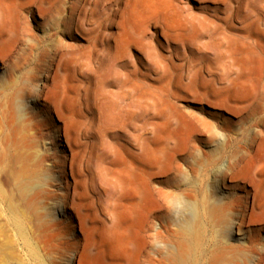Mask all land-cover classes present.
Masks as SVG:
<instances>
[{"label":"bare ground","instance_id":"obj_1","mask_svg":"<svg viewBox=\"0 0 264 264\" xmlns=\"http://www.w3.org/2000/svg\"><path fill=\"white\" fill-rule=\"evenodd\" d=\"M8 1L10 6L0 7V20L6 10L17 28L18 7L27 1ZM102 2L104 35L95 27H84V23H68L76 32L86 34L88 44L84 45L78 59L73 60L72 56L74 59L76 56L70 51L71 44L57 40L51 53H46L49 65L56 71L48 70L34 88L29 82L35 75L15 73L20 64L10 58L12 47L6 52L0 51V60L8 68L4 80L0 79V209L9 226L22 236L23 244L30 251L32 243L26 236L25 217L31 219L34 230L51 228L55 234L66 233L71 226L70 220L76 219V226L85 233L84 238L91 237L97 227H101L110 240L136 231L140 236L138 264H264V84L255 81L257 84L247 101L246 97L234 95L230 90L235 82L234 76L228 74L236 65L232 40L237 36L244 39L239 46L252 64L263 60L264 7H248V0ZM68 24L63 25L68 29ZM236 29L240 32L238 35ZM91 30L96 34L90 35ZM210 38L218 40L209 46L220 56L218 61L217 56L213 59L220 65L223 63L227 70L220 67L227 73L218 79H204V72H199L204 81L198 84L205 87L207 102L239 115L252 107L256 122L250 125L260 124L262 128L242 145V138L233 137L231 122L225 119L221 127L225 137L220 153L205 152L201 170L187 164L197 177L194 185L178 187L163 182L156 187L153 180L158 174L169 171L172 166L180 174L182 165L178 162L171 165L170 160H162L163 156L157 163L152 155L140 158L139 137L135 133L138 125L133 121L138 115L131 109L127 144L111 143L110 130L115 120L109 119L114 114L107 119L104 115V88L107 91L115 89L121 95L120 102H127L129 106L136 107L141 98L144 99L142 103L147 104L157 87L152 82L155 74L169 65L173 69L182 68L184 62L179 63L180 55H184L187 48L198 52L203 44H209ZM65 58L70 59L67 60L70 67L61 63ZM66 68L68 71L63 73ZM104 69L111 77L107 74L104 77ZM167 79L171 80L168 76ZM209 81L212 86L207 84ZM164 88L161 85V89ZM219 91H223L222 98H219L222 93L219 95ZM121 116L124 117L115 114L116 119ZM147 117L151 119L150 115ZM149 119L147 121H151ZM200 126L206 133L205 144L216 140L210 121L201 119ZM147 128L151 131V127ZM182 143L187 158L195 157L196 144ZM231 147L233 154L221 166L223 179L228 182L225 194L221 195L208 188L206 177ZM234 188L240 194L234 192ZM179 195L183 196V202ZM176 205L184 214L180 223L173 219V213H178ZM53 212L61 216V220L51 221ZM229 213L237 237L222 226ZM80 245L72 264H78L84 244Z\"/></svg>","mask_w":264,"mask_h":264},{"label":"rangeland","instance_id":"obj_2","mask_svg":"<svg viewBox=\"0 0 264 264\" xmlns=\"http://www.w3.org/2000/svg\"><path fill=\"white\" fill-rule=\"evenodd\" d=\"M26 1L27 2H25L22 7H18V9L20 10V18L17 28L15 27L17 23L15 21H12L9 13L6 10H3V16L0 20V51L6 52L7 48L12 47L10 51V58L12 60L18 61V63L20 64L19 70L15 73L19 74L20 72H25L27 74L35 75L34 80L32 82H29V86L34 88L39 85V79L43 77L48 70L52 73L56 71L55 67L49 65L50 58L46 55V53H51L53 44L56 43L57 40L71 44L70 51L73 50V53L76 56L75 59L74 56H72L73 60L78 59L77 57L80 56L82 48L84 47V45L88 44L85 39L86 34L81 31L76 32V30L69 25L70 23H84V27H88L90 29L95 27L100 31V34L104 35V10H101L104 9V2L101 3V0ZM98 1L99 3H97ZM248 2V7H264V0H248ZM96 4L98 6H96ZM8 6H10L8 0H0V7ZM92 6H95L93 7L95 10L91 8ZM85 9H88V11ZM84 12L87 14H85ZM98 21H101L100 24L98 23ZM65 22L67 24L69 23L68 25L70 27L68 29L63 25L65 24ZM51 26H55V28L52 29ZM77 28H80L79 25L77 26ZM235 31L236 35H238L237 33H240L238 29H236ZM92 33L93 35L96 34L91 30L90 35H92ZM215 39L217 40V38ZM215 39L210 38L209 44L207 43L206 46H204L203 44L201 46V49H204V47L207 49H200L201 53L200 50L198 51V53L187 48L186 53L184 55H180V59L182 60L179 63L184 62L182 68H176L177 70L180 69L181 71H177L169 65L166 66L170 67L167 70L166 67H164L166 71L163 69L161 70V72H159V74H155V79H153L152 82L157 85V87H155L154 91H152L154 92L153 99L151 100V102L147 103L149 105L151 104L150 106L146 103H142L144 100L142 98L139 99L136 105V107L139 109H136V107L131 105L129 106L127 102L121 101L123 104H120V93L116 92L115 89H113L112 91H107V88H104V97L107 99L109 98L108 100L104 98V115L107 119L109 116H112L114 114L112 118H109L112 121H117L119 119L118 122H113L115 125H113L112 129L110 130V135L112 137L114 136L113 138H111V136L109 137L111 143L115 145L127 144V137L129 136L128 132L130 131L128 129L131 125V118H128V116L131 117L130 115H133L131 112H129V110L131 109L133 110V112H135L134 114L142 116V118L134 116L133 119V121L138 125L136 128L137 131L135 133L139 137L138 141L140 151L138 150V153H140V158H143L144 155L145 157L146 155H152V160H156L155 163H157L158 160H160L163 156L162 160L166 159L167 162L168 160H170L171 165L176 164V162L182 165V172L180 174L175 172L173 166L169 171L158 174L153 180L156 187L163 182H165L164 184L171 183L174 185H178V187L188 186L189 184L194 185L197 182V177L190 172L187 164H192L198 170H201L203 167L202 164L205 161V152L207 154L220 153V151L222 150V146H220L221 141L225 137V132L221 129V127L224 126L225 119L231 122L232 130L234 132L233 137L242 138L240 141V144L242 145H246L248 137H251V135H253L258 128H262L260 124L250 125L251 122H256V116L255 114H253L252 107L248 108L242 115H239L226 111L224 107L211 106L207 102V95L205 94V92H203L205 87L198 84L200 80L204 81V79H214L215 77L218 79L226 75H223V73H227V68L225 67V65L223 63V65L217 63V61L220 60V56L218 57L216 55V49H209V46L217 43L216 41H214ZM242 41H244V39L240 36H237L232 40V48H235L233 49V55L235 56V58L234 56L233 58L236 65H234L230 69V73L228 72V74L231 77L232 75L234 76L232 77V80H234L235 82V84L231 82L232 84L230 85V90L234 93V95L237 94V96L239 95V97H246L248 101V99L252 95V89H254L255 87L254 84H264V58L263 60L261 59L259 62H256V64H252L250 62V59L245 56L244 52L242 53V49L239 46ZM237 46L239 48H237ZM202 52L205 53L203 54ZM212 52H214V54H212ZM206 53L208 55H206ZM216 56L218 57V59ZM213 57H216L217 61L215 60V58L213 59ZM68 59L69 58L63 59L61 63H63L65 66L70 67L67 62ZM190 59H192L193 61H190ZM197 59H199V61ZM215 61L219 67H224L226 70L221 67L218 69V66L215 65ZM176 62H178V60H176ZM237 64L239 65L237 66ZM207 65H210V68H207ZM212 67L213 70H211ZM170 69L173 70L171 71ZM214 69H216L217 71ZM222 69L225 71L223 72ZM7 70V65L0 60V79L4 80V76ZM63 71L62 72L65 73L68 71V69L66 68ZM107 71L108 70L104 69V77H106L107 74V77L109 78L111 77V73L108 74L109 72ZM162 71L164 72L162 73ZM166 72L167 74L171 72V75H167ZM199 72H204V79H200ZM216 74H218V76ZM174 75L176 76V78ZM180 75L181 77L184 76V79H181V77H179ZM167 76L169 79H171V82L167 79ZM110 80L112 79L110 78ZM177 80L179 81V83ZM252 81H254V83H252ZM165 82L168 83L165 84ZM207 84L209 86H212V83L210 81ZM104 85L107 87V83H105ZM161 85L162 88H164V85L166 86L164 90L161 89ZM234 88L237 90L234 91ZM220 92H222L221 95ZM158 93L159 96L157 95ZM178 95H180L181 97H177ZM219 95L221 96H219V98H222L223 91H219ZM196 96L198 97V99ZM28 101L29 105H31L30 99H28ZM152 101H154L153 103L155 105L152 103ZM235 102H238V100H235ZM149 107L152 108L149 109ZM125 109H128V112L125 111ZM140 111L143 112L140 113ZM118 113L124 115L125 118L121 116L124 118V120L121 117L116 119V117L119 116L115 117V114L120 115ZM145 113L147 114L146 116ZM262 114H264V111L262 112ZM149 115L151 116V119H149L150 117H147ZM146 118L153 122V126L151 121H147ZM109 119L108 121H110ZM120 119L122 120V122ZM201 119H206L213 124L214 132L217 135L215 141L208 144H205L203 142L206 133L200 126ZM143 123L146 124L142 125ZM150 127L151 131L149 130V132L146 130V128L150 129ZM144 132L149 135H146V133L144 134ZM124 136L126 137L125 140ZM183 141H186L187 145H190L192 143L196 144L194 150L195 157L187 158V151L183 148ZM232 152L233 147H231L229 151H225L224 156L221 158L220 162L215 167L210 169L208 177H206V183H208L209 185L208 188H211L212 191L219 192L221 195L225 194V189L228 184L227 180L223 179V167L221 168V166H223V164L227 162V160L233 154ZM233 191L240 194L239 191L235 188L233 189ZM179 196L181 198V201H184L183 196ZM179 209L180 206L176 205V211L178 210V213H173V219L176 223H180V221L184 217V214ZM1 210L2 209H0V264H72L74 253L77 248L81 247V243L84 245H82L81 248V256L78 258V264H138L137 256L140 248V236L136 231H132L130 232V234L127 233L123 236H119L116 240H110L104 236V231L101 229V227H97L96 230L93 231V235L91 237L88 238L89 235H87V238H84L85 233H82L81 230L76 226V219L70 220L71 226H69V229L66 233L55 234L53 229L51 228L43 231H41V229L34 230L33 227H31L33 226V223L30 222L31 219L25 217V221L27 222L26 236L28 237V239L31 238L29 240L32 243L30 251L29 248L23 244L22 236L14 232V230H12L13 228L9 226V223L7 222L5 215ZM52 215L53 216L50 218L51 221H58L62 218L54 212ZM203 222L206 226V221L203 220ZM233 225L234 223L232 221V216L229 213L226 222L222 224V226L224 227V230L233 233L232 235L237 237V235H235V228L233 227Z\"/></svg>","mask_w":264,"mask_h":264}]
</instances>
